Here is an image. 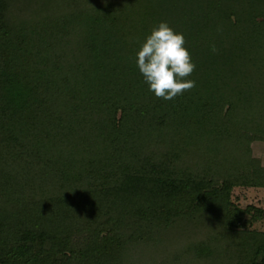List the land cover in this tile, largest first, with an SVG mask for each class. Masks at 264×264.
Instances as JSON below:
<instances>
[{
    "label": "trees",
    "instance_id": "1",
    "mask_svg": "<svg viewBox=\"0 0 264 264\" xmlns=\"http://www.w3.org/2000/svg\"><path fill=\"white\" fill-rule=\"evenodd\" d=\"M0 0V264H264V0ZM166 21L195 87L136 65ZM215 45L216 51L212 50Z\"/></svg>",
    "mask_w": 264,
    "mask_h": 264
},
{
    "label": "clouds",
    "instance_id": "2",
    "mask_svg": "<svg viewBox=\"0 0 264 264\" xmlns=\"http://www.w3.org/2000/svg\"><path fill=\"white\" fill-rule=\"evenodd\" d=\"M186 44L185 35L166 21L154 25L140 42L136 65L157 98L173 100L196 86L195 81L188 78L196 65ZM212 50H217L215 45ZM260 166L264 167V161Z\"/></svg>",
    "mask_w": 264,
    "mask_h": 264
},
{
    "label": "rangeland",
    "instance_id": "3",
    "mask_svg": "<svg viewBox=\"0 0 264 264\" xmlns=\"http://www.w3.org/2000/svg\"><path fill=\"white\" fill-rule=\"evenodd\" d=\"M21 1L18 0L15 2L13 11H17L20 9ZM258 156L262 157V160L264 161V151L258 150L255 152ZM234 199L242 206H245L247 204L253 203L258 206L264 207V188H236L234 193ZM256 227L264 229V222H260L255 224ZM147 255V258H142L147 262V264H152L150 256V252H145ZM166 255H161L157 257V263L161 264Z\"/></svg>",
    "mask_w": 264,
    "mask_h": 264
}]
</instances>
